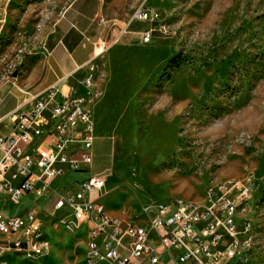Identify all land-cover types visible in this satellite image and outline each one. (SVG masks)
Here are the masks:
<instances>
[{"label": "rangeland", "instance_id": "1", "mask_svg": "<svg viewBox=\"0 0 264 264\" xmlns=\"http://www.w3.org/2000/svg\"><path fill=\"white\" fill-rule=\"evenodd\" d=\"M73 1L10 4L0 60L8 49L14 55L41 41ZM100 1L113 44L95 62L89 108L97 138L92 170L104 175L106 204L112 199L116 208L110 212L123 218L156 204L200 202L218 183L250 181L242 217L253 227L252 244L236 264H264V0H151L161 13L152 26L131 21L144 0ZM150 27L153 38L143 45ZM0 207L14 214L38 204L0 199ZM45 236L60 244L37 262L16 264H72V245L80 264L82 232L72 245L63 244L62 231Z\"/></svg>", "mask_w": 264, "mask_h": 264}, {"label": "built area", "instance_id": "2", "mask_svg": "<svg viewBox=\"0 0 264 264\" xmlns=\"http://www.w3.org/2000/svg\"><path fill=\"white\" fill-rule=\"evenodd\" d=\"M150 1L134 9L132 22L152 26L160 20V11ZM99 23L106 21L100 18ZM154 31L151 27L144 30L141 44H149ZM112 44L98 41L82 81L85 94L51 85L32 97L28 113L15 116L9 135H0V195L18 204L26 195L42 198L51 194L53 210L61 212L54 218L78 217V224L62 228L74 233L86 227V264L238 263L253 238L250 220L242 217L252 197L250 181L218 183L200 202L156 204L127 220L115 217V221L105 220L107 209L99 202L104 175L93 174L73 185L53 188L54 181L66 172L92 168L96 137L89 90L96 75L95 60ZM42 226L34 211L11 216L0 210V264H6L3 251L25 252L30 260L46 255L50 244L43 239Z\"/></svg>", "mask_w": 264, "mask_h": 264}, {"label": "crops", "instance_id": "3", "mask_svg": "<svg viewBox=\"0 0 264 264\" xmlns=\"http://www.w3.org/2000/svg\"><path fill=\"white\" fill-rule=\"evenodd\" d=\"M15 1L16 0H0V32L4 28L7 9L10 7V4ZM101 6L102 3L100 0H74L64 9L59 18L48 29L46 35L41 41L33 44L31 47L21 48L15 52L14 55H10L11 49H8L7 53L3 55L4 57H1L0 118L3 120L0 122V135H9L13 129L15 116L28 113L34 103L32 97L36 96L51 85L56 86L64 92L70 90L72 94L77 95L85 94L87 92L82 84L87 73L86 66L94 59V50L98 41H108L109 33L112 30V26H108L107 23H99V19L103 18L100 13ZM3 60L5 62H10V64L4 65L2 63ZM97 60H95V62ZM93 174L96 173L93 172L92 168L88 172H66L63 176L58 177L54 181L53 188L73 185L75 181L83 180ZM0 199L11 202L10 199L4 195H0ZM24 200L30 201V204H38L37 210L22 209L23 211L17 210L14 214L3 210L1 207L0 210L11 216L24 215L28 211H34L37 213L43 223V239L50 244L48 253L42 257H45L52 252L53 244H60L57 240L52 241L51 244V241L45 236L46 230L53 229L54 232H64L66 236L63 244L68 243L71 245V241L76 234L82 232L84 254L80 264H86V227L83 226L74 233H69L62 228V226L59 225L61 218H54L60 216L61 212L53 210V199L51 194L42 198H35L32 195H26L21 198L18 204L11 203L18 207ZM99 202L107 209L106 212L109 217L115 219L116 216L112 214L110 210L116 208L108 205L109 203H112V199L106 204L104 193H102ZM139 211L140 210H138L136 214L127 212L123 218L120 217L119 219L127 220L128 218L137 215ZM52 220L55 221L54 223H57V225L53 224ZM72 247L76 249L74 255H70L65 248H63L62 251L66 250L68 257L72 259V264H75V262L78 261V247L73 245ZM60 257L62 261V252L60 253ZM14 258L30 263L37 262L40 259L38 258L32 261L25 259L20 255L11 253L4 257V261L7 264H16ZM60 263L61 262L58 264ZM99 264H109V262H101Z\"/></svg>", "mask_w": 264, "mask_h": 264}, {"label": "bare ground", "instance_id": "4", "mask_svg": "<svg viewBox=\"0 0 264 264\" xmlns=\"http://www.w3.org/2000/svg\"><path fill=\"white\" fill-rule=\"evenodd\" d=\"M105 220L106 221H115V219H112L111 217H109V215L107 214L106 211H105ZM61 223L65 227H69L70 225L78 224V217L77 216H73V215L65 216L64 218H61ZM7 253L11 254L12 251H3V258L7 255ZM14 254L22 255V254H26V253L25 252H21V251H14ZM42 258H44V257H42ZM101 262H109V261H97V264H99Z\"/></svg>", "mask_w": 264, "mask_h": 264}]
</instances>
